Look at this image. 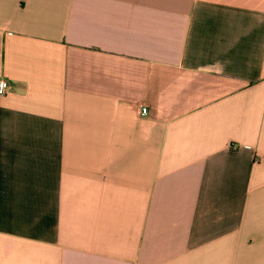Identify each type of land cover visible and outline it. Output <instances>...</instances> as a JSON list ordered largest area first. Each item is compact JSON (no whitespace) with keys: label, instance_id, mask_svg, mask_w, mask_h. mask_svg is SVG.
<instances>
[{"label":"crops","instance_id":"obj_1","mask_svg":"<svg viewBox=\"0 0 264 264\" xmlns=\"http://www.w3.org/2000/svg\"><path fill=\"white\" fill-rule=\"evenodd\" d=\"M3 78L0 264H264V0H0Z\"/></svg>","mask_w":264,"mask_h":264},{"label":"built area","instance_id":"obj_2","mask_svg":"<svg viewBox=\"0 0 264 264\" xmlns=\"http://www.w3.org/2000/svg\"><path fill=\"white\" fill-rule=\"evenodd\" d=\"M9 90V84L6 79H0V95L7 94ZM148 113V109L146 107H143L141 109V115H146Z\"/></svg>","mask_w":264,"mask_h":264}]
</instances>
